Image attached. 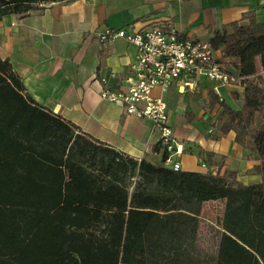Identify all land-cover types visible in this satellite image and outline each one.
<instances>
[{
	"label": "trees",
	"instance_id": "1",
	"mask_svg": "<svg viewBox=\"0 0 264 264\" xmlns=\"http://www.w3.org/2000/svg\"><path fill=\"white\" fill-rule=\"evenodd\" d=\"M56 1L70 0H0V19ZM207 42L243 101L234 108L209 91L206 108L219 110L217 139L232 132L257 158V184L227 169L174 171L158 144L159 164L126 156L24 96L0 59V264H264V22L247 12ZM211 201L223 212L207 257L197 241Z\"/></svg>",
	"mask_w": 264,
	"mask_h": 264
},
{
	"label": "crops",
	"instance_id": "2",
	"mask_svg": "<svg viewBox=\"0 0 264 264\" xmlns=\"http://www.w3.org/2000/svg\"><path fill=\"white\" fill-rule=\"evenodd\" d=\"M168 1H174L172 10H168ZM47 4H36L24 15L12 13L0 19V59L8 60L21 80L22 94L93 139L154 164L161 163L162 151H153L158 133L151 121L126 113L100 95L103 87H128L136 47L123 38L101 42L99 36L107 28L130 32L165 23L190 38L207 41L212 30L240 20L247 12L264 22V0H70ZM198 86L196 92H181L175 82L166 92L159 88L152 91L168 106L176 142L182 146L181 154L174 156L180 170L215 174L227 169L235 171L243 184L259 183V175L251 172L257 158L247 156L249 152L235 143L232 132L217 139L219 132L210 126L208 117L219 114L217 108L203 110L212 83L203 78ZM230 91L238 94L234 99L243 101L241 87H220L226 103L231 105L227 102ZM181 95L188 100L196 98L198 112L186 103L181 105L177 99ZM200 148L213 157L201 159ZM214 202H205L202 211L205 204Z\"/></svg>",
	"mask_w": 264,
	"mask_h": 264
},
{
	"label": "built area",
	"instance_id": "3",
	"mask_svg": "<svg viewBox=\"0 0 264 264\" xmlns=\"http://www.w3.org/2000/svg\"><path fill=\"white\" fill-rule=\"evenodd\" d=\"M40 5L48 6L47 3ZM109 38H123L134 45L136 58L130 64L128 87L124 90L103 87L101 98L119 104L128 114L151 121L158 133L157 144L166 153L164 166L180 170L174 156L181 154L182 146L176 142L168 106L161 96H153L152 91L159 88L166 92L177 82L181 92H196L199 82L205 78L212 83V91L222 101L220 87L236 84L242 88V84L217 63L216 53L207 41L190 38L171 24H151L130 32L107 28L99 36L101 42Z\"/></svg>",
	"mask_w": 264,
	"mask_h": 264
},
{
	"label": "rangeland",
	"instance_id": "4",
	"mask_svg": "<svg viewBox=\"0 0 264 264\" xmlns=\"http://www.w3.org/2000/svg\"><path fill=\"white\" fill-rule=\"evenodd\" d=\"M168 10H172L174 8V1H168ZM172 21V20H171ZM204 41V39H200ZM217 56H219V53H216ZM264 85V83H262ZM231 88L238 89L236 84L230 85ZM233 93L232 91L229 92L227 96V102H229L232 107L240 108L242 106V100L241 99H234L233 98ZM221 95H223L221 93ZM225 98V96H224ZM177 99L181 102V105L187 104L190 105L195 112H198V107L196 105L197 99H186V97L183 95L178 96ZM196 99V100H195ZM231 100V102H230ZM206 104H203V107H205ZM203 108V110H205ZM210 126L214 129H216V125L218 124V114L215 112L214 114L211 113V116L208 117ZM137 180L136 177L132 179V182L134 183ZM132 189V187L130 188ZM223 212V202L222 201H217L214 203H208L205 204L204 209L202 211V217L204 218L201 221L200 225V231H199V236H198V241H197V249L201 254H206L207 257H211L215 254L216 250V239L218 236V230L217 226L219 224L220 218L222 216Z\"/></svg>",
	"mask_w": 264,
	"mask_h": 264
}]
</instances>
